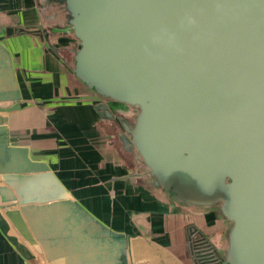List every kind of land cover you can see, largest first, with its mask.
Returning <instances> with one entry per match:
<instances>
[{
  "label": "water",
  "instance_id": "water-1",
  "mask_svg": "<svg viewBox=\"0 0 264 264\" xmlns=\"http://www.w3.org/2000/svg\"><path fill=\"white\" fill-rule=\"evenodd\" d=\"M80 47L76 76L138 109L150 174L177 199L232 222L224 264H264V0H59ZM23 98L0 40V103ZM101 113L112 115L107 105ZM0 196L20 233L56 264H128V241L76 200L0 124ZM101 252H95L100 249ZM107 247V250H106ZM134 264H182L132 242Z\"/></svg>",
  "mask_w": 264,
  "mask_h": 264
},
{
  "label": "crops",
  "instance_id": "crops-1",
  "mask_svg": "<svg viewBox=\"0 0 264 264\" xmlns=\"http://www.w3.org/2000/svg\"><path fill=\"white\" fill-rule=\"evenodd\" d=\"M0 40L13 53L23 95L0 103L9 143L27 146L76 200L126 235L128 264H134L132 242L138 237L157 243L182 264H196L191 225L226 254L232 223L219 205L183 202L157 183L130 143L138 109L100 96L76 76L80 41L59 0H0ZM101 103L111 116L101 113ZM18 207L0 196V264H56L13 224L7 211Z\"/></svg>",
  "mask_w": 264,
  "mask_h": 264
},
{
  "label": "trees",
  "instance_id": "trees-1",
  "mask_svg": "<svg viewBox=\"0 0 264 264\" xmlns=\"http://www.w3.org/2000/svg\"><path fill=\"white\" fill-rule=\"evenodd\" d=\"M189 243L196 264H224L223 254L196 227L189 226Z\"/></svg>",
  "mask_w": 264,
  "mask_h": 264
},
{
  "label": "rangeland",
  "instance_id": "rangeland-1",
  "mask_svg": "<svg viewBox=\"0 0 264 264\" xmlns=\"http://www.w3.org/2000/svg\"><path fill=\"white\" fill-rule=\"evenodd\" d=\"M232 223V222H231Z\"/></svg>",
  "mask_w": 264,
  "mask_h": 264
}]
</instances>
